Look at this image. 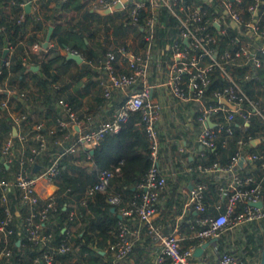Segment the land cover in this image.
<instances>
[{
  "label": "built area",
  "instance_id": "built-area-1",
  "mask_svg": "<svg viewBox=\"0 0 264 264\" xmlns=\"http://www.w3.org/2000/svg\"><path fill=\"white\" fill-rule=\"evenodd\" d=\"M41 1L64 2L67 0H28L30 6ZM85 8H109L115 20L124 22L142 38L143 45L135 46L128 41L117 43L106 50L98 60V83L105 99L115 90L125 93L124 100L110 118L94 123L91 117L79 119L69 103L62 98L57 101L56 129L52 130V144L62 147L53 151L41 123L32 124L16 134L22 143L32 141L31 157L17 156L18 170L11 179L0 178V264L12 255L9 237L15 227L21 232L16 244L29 243L38 251L35 262L56 264V256L66 254L73 248L72 233L55 242L52 218L59 217L58 205L53 197L42 199L36 189L38 181L52 183L60 170L64 154H75L93 149L107 132L116 133L132 112L140 114L149 141L151 166L142 180L136 184L129 200L110 189L111 169L97 171V180L87 191L100 192L115 208L118 215L116 239L109 244L112 254L104 264H127L131 252L141 243H151L153 253L150 264H259L262 246L255 243V250L247 255L246 234L252 225L264 220V150L251 149L264 140L253 137L246 129L251 119L264 122V107L258 98L247 94L243 83L259 81L264 69V0H82ZM9 7L23 3L6 0ZM120 3V7H114ZM210 8V9H209ZM168 12L174 19L177 38L170 45L171 54L162 59L159 46L161 14ZM24 20L22 11L16 22ZM218 24V27L214 25ZM215 26V29L212 26ZM2 28V26H0ZM227 38L225 47L218 49L219 42ZM66 53L80 54L76 49L64 48ZM81 55V54H80ZM10 59L4 58L0 67H8ZM221 79L223 85L206 93L211 81ZM165 87L177 104H181L196 120L197 127H190V139L204 149L220 144L229 145L234 139V153L226 163L218 160L210 165L197 164L194 169L215 183V201L205 202L204 181H194L183 188H172L174 198L182 197L185 215L195 212L194 219L187 218L190 232L188 244L176 230L164 231L155 223L158 205L168 189L167 180L176 177L179 169L167 171L159 162L161 148L158 120L161 110L152 97ZM2 89L0 88V92ZM10 92H15L10 89ZM23 95V94H22ZM221 99H225L226 103ZM9 107V102H0ZM15 110V107H14ZM13 122L1 153L4 163H14L13 134L27 120V114L15 110L10 115ZM211 121V125L206 121ZM74 126L77 127L75 130ZM58 134V135H56ZM258 139L257 142H254ZM47 156L36 173L29 164L37 156ZM242 160L241 164H239ZM189 170H193L189 167ZM17 202H11L9 194L16 192ZM260 202V205L255 204ZM16 211H22L20 221L15 220ZM74 211H68V217ZM65 229V228H63ZM150 236L146 242L144 238ZM216 238L215 241H210ZM213 247L212 253L194 255V249L204 242Z\"/></svg>",
  "mask_w": 264,
  "mask_h": 264
},
{
  "label": "trees",
  "instance_id": "trees-1",
  "mask_svg": "<svg viewBox=\"0 0 264 264\" xmlns=\"http://www.w3.org/2000/svg\"><path fill=\"white\" fill-rule=\"evenodd\" d=\"M59 7L66 14L75 10L77 19L74 16H70L71 21L69 24L59 22L53 24L50 38L54 41V46L50 47L43 56L35 55L34 57L33 55L39 65V69L33 79V86L36 87L34 91L36 99L49 98L51 95V92H47L49 82L57 80L59 73L66 72L71 64L75 63L73 59H67L66 55L62 54L58 47L76 49L88 62L96 61L99 54L107 49L104 44L106 40L99 39L96 35L99 29L96 22L102 19L99 18L101 14L91 8H84L82 0H67L60 3ZM26 17L28 18L30 15L26 14ZM74 19L75 21H73ZM107 19H110V22L106 25V29L111 31L114 42L124 43L131 27L122 21L115 20L111 15ZM0 26H2L0 28V59L5 42H9L15 48L10 56L9 66L0 67V81L8 78L11 81L16 80L19 84H23L26 68L24 59L25 46L19 43L16 36L18 32L23 30L24 21L21 23L16 22V17H9V14L0 5ZM212 27L215 29L214 25ZM177 36L178 31L174 27V19L168 12L163 11L159 35L162 59L169 58L171 54L170 45ZM143 41L142 38H139L138 46H142ZM226 41L227 38L223 37L218 44L219 50L225 47ZM84 68L86 70L81 71L80 75L89 74L88 71L91 70V65H84ZM259 74L261 78L259 81H245L243 87L250 97L258 98L260 106L264 107V69H261ZM222 85L223 81L217 78L210 82L205 92L208 93L212 88L221 87ZM2 95L4 93L0 92V96ZM28 98L30 97L26 95L25 99L27 102ZM139 120L140 114L132 112L127 120L121 124L118 132H107L93 149L80 151L75 154H64L60 159L59 173L52 181L57 186L53 198L59 206L57 212L59 217L52 218V221H55L53 235L57 243L66 237L67 232H70L72 233L70 240H73L74 244L71 251L56 256V264H75V262L79 264L105 263L103 259L110 254L109 244L116 239L118 215L116 211L111 210V205L105 200V196L102 193L93 192L88 194L87 191L96 182L98 170L111 169L114 174L110 179V189L118 193L124 201L132 197L136 184L142 180L152 163L149 156L150 147L146 131L143 125L139 123ZM12 125L10 120L4 115H0V137L9 135ZM31 125L27 116V120L22 127L26 130ZM246 131L253 137L264 136V122L253 118L250 120ZM15 139H17L16 135L13 136V140ZM159 139L162 145L164 138L161 133ZM29 144H33V142L29 141ZM234 148L235 142L234 139H231L226 147L218 144L213 148L204 149L203 155H196L188 160L193 167L197 164L207 166L217 160L221 163H226L233 155ZM251 149L264 150V140L257 145H252ZM162 151L163 146H161L158 153L160 163L164 160L163 157L161 158ZM23 155L25 158L32 156L29 147ZM17 156L14 157L16 171L18 168ZM39 157L41 156L35 157L34 161L39 159ZM11 171L12 169L6 167V164L2 163L0 159V178L9 179ZM189 176L194 177L195 181L201 180L205 182V202L208 206L215 196L214 183L197 170L192 171ZM167 183L168 185L170 184V179L167 180ZM262 185L264 189V181ZM9 197L11 202H17V191L10 193ZM70 203L74 205L72 206ZM70 210L74 211V215L68 217V211ZM22 216V213L16 214L15 220L20 221ZM73 227H77V229L72 230ZM20 237L21 232L15 227L14 233L9 237L10 247L13 252L11 256L3 259V263L44 264L40 261H34L38 254L35 247H32L29 243H24V245L16 244V240ZM245 238L246 254L251 255L255 250V243H258L259 247L263 244L264 220L260 225H252ZM101 251H104V253H101ZM73 256L77 257V261H72Z\"/></svg>",
  "mask_w": 264,
  "mask_h": 264
},
{
  "label": "crops",
  "instance_id": "crops-1",
  "mask_svg": "<svg viewBox=\"0 0 264 264\" xmlns=\"http://www.w3.org/2000/svg\"><path fill=\"white\" fill-rule=\"evenodd\" d=\"M18 1L23 3V7L20 5H13L9 7L6 0H0V5L2 9L9 14V17L12 18H17L22 11L24 12L23 30L18 32L16 36L19 43L25 46L24 59L26 61V68L24 71V81L23 84H19L16 80L11 81L8 78H4L0 81V88L2 89L1 93H4V95L0 96V102L7 100L10 105L9 107H2L0 105V115H4L12 122L10 115L15 113V110L25 112L28 116V121L31 124L37 122L42 124L43 131L50 142V149L53 151H60L62 150V147L56 146L51 142L52 138L55 137L52 136L53 133H51V131L56 129V118L58 117L57 101L59 98H62L69 103L71 108L78 115L79 119L85 120L88 116L93 119L94 123H97L110 118L112 112L117 109L120 103L124 100L125 93L122 90H115L112 92L109 99L104 98L102 89L97 79L99 74L98 60L100 59L99 57H101L100 55H103V52L99 54L97 60L93 62H88L85 60L84 56L81 55L83 58L82 61L78 62L74 60L75 63L71 64L70 68L66 72L58 74L57 80H51V82H49L47 89V92H51L49 98L43 97L41 99H36L34 96L36 87L33 86V79L35 73L39 69V65L34 57L35 55L43 56L50 47L54 46V41L51 38L47 41L46 38L50 27L53 29V24L57 22L69 24L71 21L70 16H74V18L77 19L75 16L76 11L72 10L66 14L60 10L59 4L62 2L58 1H41L36 5L32 3V5L29 6V10L26 11L25 4L28 0ZM84 8L82 7V9ZM26 14H29L30 17L27 18ZM75 19L73 21H75ZM102 19H99L96 22L97 27L100 26V20ZM107 32V34L111 37V31L108 30ZM132 34L136 35L138 39L140 38L136 31L132 30V28L129 30L127 38ZM106 42L104 43L107 47L106 50L117 44L112 41L111 44L108 45ZM135 46H138V43ZM5 48L7 49V52L4 58L11 59L10 56L15 48L9 42H5L3 44V50ZM58 48L62 54L67 55L64 48ZM84 65H91V70L88 71L89 74L80 75L81 71L86 70ZM10 89H13L15 92H10ZM26 95L30 97L28 98V102L25 99ZM152 97L159 103L161 110L160 118L158 120V128L164 138V142L162 143L163 151L161 153V158L163 157L164 160L161 162V165L166 168L168 172L172 171L174 168L180 170L176 177L169 178L170 184L167 185L168 189L163 193L159 202V211L156 216L155 223H157L164 231H178L180 235L185 237L183 243L187 245V237L190 234L186 228L187 218L193 220L195 212L185 215L183 199L182 197H179L176 200L173 196L172 188L176 184H179L181 187L180 195H184L183 188H185V186H190L195 181L194 177L189 176L192 171H195L189 170V167L194 169L195 166H191L188 159L198 155L195 152V148H197V150L200 149V146L196 145V143L190 139V136L192 135L190 127H197V123L194 117H192L191 121H187L190 117L189 112L185 111L181 104H177L174 99L171 98L165 87H161L158 92H153ZM74 128L77 130L76 126H74ZM21 129H23L22 126L17 128V130H14L13 134L16 135L19 131H21ZM6 137L7 136L3 135L0 137V159L2 163H4V156L1 153V149L4 145ZM29 146V142L22 143L18 140V138L13 140L15 156H19L22 153L24 154ZM47 159L48 157L46 158V156H41L39 159H36L31 163L29 161L31 172L36 173L40 166L47 162ZM4 164H6V167H10L12 169L11 176L9 178L11 179L16 173L15 162ZM186 174L188 175L185 176ZM36 189L41 198L45 199L55 195L57 186L53 183H42L41 181H38ZM214 201L215 196L211 203ZM211 203L209 204V207ZM70 205L73 206L74 204L70 203ZM210 209L211 207L209 210ZM21 213L23 212L16 211V214L18 215ZM73 229L75 230L77 227H73L72 230ZM149 239L150 236L145 235L144 241L147 242ZM150 245L151 243L139 244L131 252L127 264H150L153 257ZM212 251L213 247L211 245H207L202 253H212ZM101 253H104V251H101ZM111 258L112 254L110 253L105 256L103 262L110 261ZM72 261H77V257L73 256ZM75 264L79 263L75 262Z\"/></svg>",
  "mask_w": 264,
  "mask_h": 264
},
{
  "label": "water",
  "instance_id": "water-1",
  "mask_svg": "<svg viewBox=\"0 0 264 264\" xmlns=\"http://www.w3.org/2000/svg\"><path fill=\"white\" fill-rule=\"evenodd\" d=\"M29 6H30V3L27 2V3L25 4V10H26V11L29 10ZM114 7H115V8H116V7H120V3L116 4ZM93 10H94L95 12L101 14V15H108V14L110 13V9H109V8H95V9H93ZM214 25H215L216 27H218V24H217V23H214ZM51 31H52V27H50V29H49V31H48V33H47V37H46V38H47V41H48L49 38H50ZM6 52H7V49L5 48V49L3 50V53H2V59H1V62H2L3 58H4L5 55H6ZM66 57H67V59H73V60L78 61V62L82 61V59H83L82 56H81L80 54H73V53H71V52H68L67 55H66ZM221 101L224 102V103H226V100H225V99H221ZM206 124L211 125L212 123H211V121L207 120V121H206ZM257 141H258V139H255L254 142H257ZM241 162H242V160H240L239 164H241ZM255 204L260 205V202H255ZM114 209H115L114 207L111 208V210H113V211H114ZM215 240H216V238H212L210 241H215ZM208 243H209V241H208V242H204V243H202L200 246L196 247V248L194 249V252H193L194 255H195V256H199V255H201V253L203 252L204 248L208 245ZM259 264H264V239H263L262 249H261V253H260Z\"/></svg>",
  "mask_w": 264,
  "mask_h": 264
},
{
  "label": "rangeland",
  "instance_id": "rangeland-1",
  "mask_svg": "<svg viewBox=\"0 0 264 264\" xmlns=\"http://www.w3.org/2000/svg\"><path fill=\"white\" fill-rule=\"evenodd\" d=\"M109 16L110 15H99V18H104V19L100 20L101 24L98 27L99 29L96 34L99 37V39H106L108 45H110L112 41L114 42V38L112 36L110 37L109 34H107L108 29H106V25H108L110 22V19H107ZM138 40H139L138 37L134 34H132L127 38V41L133 45H137Z\"/></svg>",
  "mask_w": 264,
  "mask_h": 264
}]
</instances>
